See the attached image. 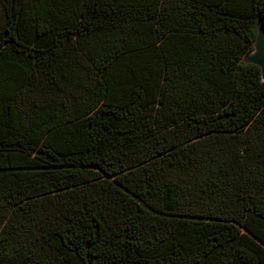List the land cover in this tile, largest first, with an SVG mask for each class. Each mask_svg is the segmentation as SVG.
<instances>
[{
    "label": "trees",
    "instance_id": "trees-1",
    "mask_svg": "<svg viewBox=\"0 0 264 264\" xmlns=\"http://www.w3.org/2000/svg\"><path fill=\"white\" fill-rule=\"evenodd\" d=\"M264 0H0V264H264Z\"/></svg>",
    "mask_w": 264,
    "mask_h": 264
},
{
    "label": "water",
    "instance_id": "water-1",
    "mask_svg": "<svg viewBox=\"0 0 264 264\" xmlns=\"http://www.w3.org/2000/svg\"><path fill=\"white\" fill-rule=\"evenodd\" d=\"M253 27L252 50L243 55L241 61L255 65L260 79L264 81V23L258 16L254 19Z\"/></svg>",
    "mask_w": 264,
    "mask_h": 264
}]
</instances>
